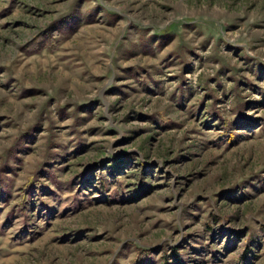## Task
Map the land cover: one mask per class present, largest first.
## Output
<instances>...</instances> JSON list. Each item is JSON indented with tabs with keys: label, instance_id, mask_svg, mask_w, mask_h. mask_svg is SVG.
Returning a JSON list of instances; mask_svg holds the SVG:
<instances>
[{
	"label": "rangeland",
	"instance_id": "rangeland-1",
	"mask_svg": "<svg viewBox=\"0 0 264 264\" xmlns=\"http://www.w3.org/2000/svg\"><path fill=\"white\" fill-rule=\"evenodd\" d=\"M0 176V264H264V0H0Z\"/></svg>",
	"mask_w": 264,
	"mask_h": 264
},
{
	"label": "trees",
	"instance_id": "trees-1",
	"mask_svg": "<svg viewBox=\"0 0 264 264\" xmlns=\"http://www.w3.org/2000/svg\"><path fill=\"white\" fill-rule=\"evenodd\" d=\"M5 181H4V177H1L0 176V189H1V193H3L2 191L4 189H6V185H5ZM4 185H5V188H4ZM39 186H40V182L39 181H34V182H28L25 187H24V190H26V193L27 195L24 197V201L23 203L27 202V196H32L33 193H37V190L39 189ZM176 258L177 260H180L179 256L176 255Z\"/></svg>",
	"mask_w": 264,
	"mask_h": 264
}]
</instances>
